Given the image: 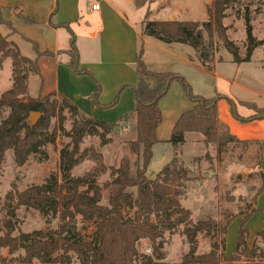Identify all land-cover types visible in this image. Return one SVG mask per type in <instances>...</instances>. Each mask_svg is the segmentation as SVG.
I'll use <instances>...</instances> for the list:
<instances>
[{
  "label": "trees",
  "instance_id": "1",
  "mask_svg": "<svg viewBox=\"0 0 264 264\" xmlns=\"http://www.w3.org/2000/svg\"><path fill=\"white\" fill-rule=\"evenodd\" d=\"M136 7H142L153 0H133ZM232 0H212L207 8L208 19L204 22L172 20H149V11L140 23L142 35L153 37L165 43L186 44L197 53L198 60L205 67L212 54L208 51L211 42H205L201 33L204 29L209 41L216 34L223 47L232 55L235 63L250 60L253 50L261 42L256 41L252 35L249 21L246 18L247 48L244 57L238 54L226 34L222 20L225 11ZM57 7V2H56ZM56 8L50 15L52 19ZM0 23L12 28L10 22L0 17ZM53 26L68 27L67 23ZM32 46L36 58L22 56L16 45L7 41L0 33V66L6 57L11 58L13 82L11 88L0 96V106L9 108L8 115L0 123V166L7 150H12L17 164H23L31 154L38 153L41 148L53 143L57 129L48 132L49 121L56 112V104L49 102L47 97H31L27 95V79L29 74H38L37 59L41 56H54L50 50H39L35 42ZM58 53L68 55V63L74 73L88 75L95 84L90 95L91 105L100 109H109L116 105L123 89L130 88L133 93L134 106L124 111L119 120L109 123L87 116L69 99L62 97L60 110L66 108L74 117L72 128L68 132L71 138V148L64 147L59 152L58 174H52L41 184L27 187L17 194L16 204L12 203L13 195L7 199V220L4 222L5 233L0 235V264H32L36 259L40 264H69V252L76 254L80 264H134L138 255L136 243L138 240L148 238L154 242L162 237L165 231H172L185 222L184 228L190 248L183 258L185 264H264V250L258 252L246 243V232L240 228L233 254L227 258L224 255V239L220 254L213 248L206 254H196V235L200 232L211 230L225 232L228 222L220 224L211 219L198 220L191 224L190 212L179 206L175 196L178 194L176 187L181 178L187 177L189 168L182 166L176 156L165 163L154 178L146 176V171L152 158V147L159 142L157 127L162 120L159 107L160 100L167 93L174 81H179L193 106L180 114L175 121L169 142L176 148L185 143V133L195 132L203 136L206 145L215 144L222 147L229 142L240 144H255L259 151L260 144L255 140H240L229 133L225 124L221 123L217 115V102L225 98L219 94L204 97L194 94L187 82L173 72H158L147 67L143 61V45L141 44L134 62L136 83L121 86L115 98L106 104L98 101L101 86L99 82L86 70L79 67L78 50L74 34L70 31V44L67 50ZM207 68V67H206ZM230 106V112L242 122L251 119L264 118V108H258L253 103L241 102L252 108L256 115L243 118L235 111L234 103L225 98ZM31 112L40 113V118L35 124L29 122ZM61 123V122H60ZM133 127L134 138L128 140L127 147L134 161L127 156L121 158L117 168L113 170L112 184L115 191L109 196L107 204L101 203L102 193L96 183V176L104 170L102 157L93 149L84 150L78 155L79 144L85 135H97L102 142L106 135L116 129ZM60 129L62 126L60 124ZM88 152V154H87ZM93 160L97 167L82 175L73 176L72 169L85 157ZM262 184L258 188L256 198L264 191V173L260 170ZM171 195V200H167ZM133 201L135 212L133 216H124L122 203ZM26 206L40 211L43 214L59 215L60 224L54 235L44 237L40 231L20 233L12 236L13 221L16 218V209ZM255 211V207L243 219ZM76 215L83 221L93 224L95 230L93 238L85 240L77 231ZM257 236L264 239V228L257 232ZM6 249L7 255H16L11 258L4 257L1 253ZM23 250V255L19 253ZM243 257V258H242ZM258 257V258H257ZM141 264H156L150 256H144Z\"/></svg>",
  "mask_w": 264,
  "mask_h": 264
},
{
  "label": "rangeland",
  "instance_id": "2",
  "mask_svg": "<svg viewBox=\"0 0 264 264\" xmlns=\"http://www.w3.org/2000/svg\"><path fill=\"white\" fill-rule=\"evenodd\" d=\"M125 2L126 0H124ZM211 3L212 0H154L150 5L152 15L148 19L204 22L208 19L207 8ZM134 12L137 16L135 21L140 23L144 19L146 7L134 9ZM225 12L226 15L222 20V24L226 28L225 34L238 48L241 58L245 56L247 48L246 18L254 39L261 42L252 52L253 64L243 62V64L237 65L235 62H228V60H232V55L223 47L216 34H213L209 41L207 32L201 29L204 41L211 42V48H208V51L212 54V58L205 63V67L211 69L218 61L219 64L215 68L216 73L198 70L196 67L186 64L169 65L167 69H172L171 72L183 78L194 94L211 97L213 96V86L216 84L220 91L236 102V99L255 101L254 99H258V95L264 96V67L259 65L264 63V0H232ZM66 34L70 35V31H66ZM79 41L81 42V39ZM176 45L189 46L175 43ZM16 47L22 56L36 58L33 46ZM58 47L68 48L69 46ZM187 48L190 57L196 60L195 50L190 46ZM54 53L61 54L58 51ZM158 54L160 55L153 48H149L147 57L148 62L151 63L149 65H153L152 60H156ZM61 56L59 58H63ZM162 57L165 58V56ZM63 59L66 60V57ZM39 66L42 75L29 74L27 95L37 97L40 94L41 97H47L49 102L56 104L55 115L50 118L48 127V132L54 128L57 129L56 137L53 143L44 145L41 151L31 154L21 165L15 162L12 150L5 152L4 160L0 166V235L5 233L4 222L8 218L6 196L11 193L13 195L12 203L15 205L18 193L31 185L45 182L52 174H58L59 152L64 147L71 148L72 143L68 132L72 128L74 117L66 108L60 110L61 98L64 96L52 88L60 86L65 89L66 86L71 93L79 92L81 95H86L90 89L93 90L95 87L89 76L74 74L70 69L67 73L62 69L57 71L47 59H41ZM153 67L155 66L153 65ZM12 82L11 58L6 57L0 66V96L11 88ZM82 99L86 100V98ZM82 99L78 100V103L86 112L90 106L86 107L85 101ZM133 100L132 97L124 96L118 104L110 109H95L90 115L109 123H115L124 111L134 106V104L128 106L130 102L134 103ZM256 103H260V101L257 100ZM223 104L229 111L228 118L231 115L236 119L230 112L228 102L225 100ZM192 106L193 104L181 83L179 81L172 82L167 93L159 102L162 113V120L157 128L159 142L152 147L153 155L146 176L156 177L162 166L169 162L173 156H176L183 167L189 168L187 177L178 180L174 186L178 191L175 198L180 207L189 210L191 224L208 218L223 224L226 220L231 219L225 232L211 230L209 233L203 231L196 235L197 255L208 253L214 244L220 254L222 239H224V255L229 258L234 252L240 228L246 232L247 245L260 252L264 250V239L256 234L264 228V196L260 199L256 198L254 205V196L262 184L258 164V147L253 143L245 145L235 142H229L222 147L215 144L206 145L203 143L202 135L187 132L185 133V143L174 148L169 142L173 125L180 114ZM236 106L242 115L249 113V109H251L239 104ZM8 112V107L0 106V123L6 118ZM218 112L217 108V114ZM40 116L38 113L34 124ZM218 118L221 119V115H218ZM234 123L240 125L241 122L234 120ZM60 124L62 129H60ZM228 131L237 136L239 129L233 126L228 128ZM134 135L133 127L119 128L109 132L105 142H102L97 135H85L79 144L78 155L90 148L101 154L104 170L96 176V183L101 188V203L104 205L107 204L109 196L116 189L112 184L113 170L118 167L121 158L127 156L131 162L134 161L135 157L129 153L127 147L128 140L134 138ZM95 167H97L96 163L87 156L72 169V175L82 176ZM167 200H171V195H167ZM253 207H255V211L243 219V216L249 214ZM121 208L124 216L134 215L133 201L122 203ZM76 220L80 236L85 240L92 239L95 230L93 224L83 221L79 215H76ZM59 224V215L43 214L33 208L19 206L16 209V218L13 221L14 229L11 235L18 236L20 233L40 231L44 237H49L55 234ZM187 225L188 223L185 222L172 231H165L162 237L157 238L154 242L148 238L138 240L136 243L138 255L134 264H141L144 256H150L156 264H185L183 258L190 248L184 234V228ZM1 253L7 258L16 256L7 255L6 249H3ZM19 253L23 255V250H20ZM69 256V264H80L75 253L69 252ZM11 264H15V262ZM32 264L40 263L34 259Z\"/></svg>",
  "mask_w": 264,
  "mask_h": 264
},
{
  "label": "crops",
  "instance_id": "3",
  "mask_svg": "<svg viewBox=\"0 0 264 264\" xmlns=\"http://www.w3.org/2000/svg\"><path fill=\"white\" fill-rule=\"evenodd\" d=\"M153 1L142 6L146 7V11H149V17L152 15L150 5ZM94 3L99 4L98 9H92L91 6ZM142 7H136L133 0H126L125 3L124 0H0V17L12 25V28H9L7 25L0 23V33L6 37L7 41L13 42L16 46H32V42H35L41 51L50 50L56 52L69 48L58 46H69L70 35H67L66 31H71L74 34L78 50L79 67L86 69L99 82L101 89L98 101L102 104L111 102L121 86L136 83L134 62L141 44L143 45V61L153 71L171 72L172 69H167L169 65L186 64L194 66L198 70L216 73L215 68L219 62H215L212 67L213 70L202 66L196 52L194 54L196 60L190 57L187 48L189 46H175V43H164L153 37L142 35L140 32L141 21L140 23L135 21L137 16L134 12V9ZM55 8L56 11L52 19H49ZM51 21L56 25L67 23L68 27L53 26L50 24ZM80 39L81 42L79 41ZM150 47L155 52H159L160 55L162 54L161 56L158 54L157 59L152 60V64L155 67L149 65L151 63L147 59ZM60 55L63 58L66 57V60L59 58ZM162 56H165V58ZM67 58L68 55L65 53L39 57L37 59L38 74L42 75L39 66L41 59H47L57 71L62 69L67 73L70 69L74 73ZM230 61L233 62L228 60V62ZM247 62L254 63L252 55ZM239 64H243V62L237 63V65ZM259 65L264 67V63ZM82 75L88 76L86 74ZM64 88L57 86L52 89L69 99L81 112L90 115L93 114L95 109H100L91 105L90 95L93 91L92 89L86 95H81L79 92L71 93L66 86ZM215 94L228 99L231 98L220 91L216 84L213 86V95ZM124 96H129L133 99V93L130 88L123 89L118 103ZM82 98H86V100ZM225 98H221L217 102L218 111L221 112V114L219 112L217 114L221 115V119L218 118L219 121L221 120V123L224 122L223 124L229 126L228 128L236 126V129H239L236 136L238 139L259 142L261 151L260 170L264 173V118L251 119L247 122H242L237 118L234 119L231 115L228 118L227 114L229 111L223 104L225 103ZM80 99L85 101L84 105L86 107L90 106L88 111L84 112L79 106L78 100ZM230 100L234 103L237 114L243 118L255 116L256 111L251 108L252 111L249 109V113L242 115L238 112L236 106L237 104L242 106L241 102L253 103L258 108H264V96L261 95H258V99H254L255 101L236 99L237 103L233 99ZM257 100L260 103H256ZM133 104L130 102L128 106ZM95 119L101 120L99 118ZM233 119L240 121V125L238 124V126L237 123H234ZM257 196V199H260L264 196V191Z\"/></svg>",
  "mask_w": 264,
  "mask_h": 264
},
{
  "label": "water",
  "instance_id": "4",
  "mask_svg": "<svg viewBox=\"0 0 264 264\" xmlns=\"http://www.w3.org/2000/svg\"><path fill=\"white\" fill-rule=\"evenodd\" d=\"M37 115H38V112H31L30 113V123L31 124H34V122L36 121Z\"/></svg>",
  "mask_w": 264,
  "mask_h": 264
},
{
  "label": "built area",
  "instance_id": "5",
  "mask_svg": "<svg viewBox=\"0 0 264 264\" xmlns=\"http://www.w3.org/2000/svg\"><path fill=\"white\" fill-rule=\"evenodd\" d=\"M92 9H98V7H99V4L98 3H94V4H92Z\"/></svg>",
  "mask_w": 264,
  "mask_h": 264
}]
</instances>
